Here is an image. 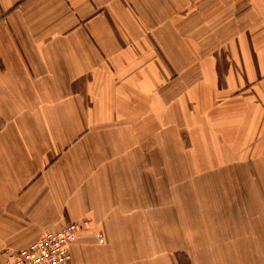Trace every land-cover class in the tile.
Here are the masks:
<instances>
[{"label": "crops", "instance_id": "obj_1", "mask_svg": "<svg viewBox=\"0 0 264 264\" xmlns=\"http://www.w3.org/2000/svg\"><path fill=\"white\" fill-rule=\"evenodd\" d=\"M213 175L263 206L264 0H0V260L77 219L70 264H177Z\"/></svg>", "mask_w": 264, "mask_h": 264}, {"label": "rangeland", "instance_id": "obj_2", "mask_svg": "<svg viewBox=\"0 0 264 264\" xmlns=\"http://www.w3.org/2000/svg\"><path fill=\"white\" fill-rule=\"evenodd\" d=\"M172 160L170 168L172 175L170 173L168 178L165 177L168 168L162 166L163 164L168 166L169 163L161 162L160 171L165 173L160 178L161 201L165 202L170 197V201L175 202L176 215L180 214L182 217L183 203L187 202L185 196H189L183 194V187L187 185L198 187L203 180L199 177V173L193 169L191 171L190 163L185 160L182 151L176 150ZM242 180L244 179H239L240 182ZM204 182H208L207 186L216 187L217 194H191L193 205L201 202V206H208L206 202L208 196L209 206L201 211L196 209L191 210L192 212L185 211L186 215L192 214V218L187 220L197 224L190 226L192 224L187 221L189 225L175 226L169 241L164 238L173 227L167 228L166 234L161 237V250L167 249L168 245L170 250L174 248L177 264H264V204L261 206L258 201L250 202L251 195L249 199V195L245 192L233 194L227 191L223 184H231L230 180L216 178L213 175L205 178ZM167 184L176 187L173 195L165 192L164 187ZM240 189L246 190L243 182L240 183ZM262 197L264 195H257L256 200ZM215 201L219 204L217 209L212 208ZM176 221L183 222L179 219ZM183 249H185L184 253L179 252Z\"/></svg>", "mask_w": 264, "mask_h": 264}, {"label": "built area", "instance_id": "obj_3", "mask_svg": "<svg viewBox=\"0 0 264 264\" xmlns=\"http://www.w3.org/2000/svg\"><path fill=\"white\" fill-rule=\"evenodd\" d=\"M85 226V222L72 219L26 248L4 256L0 264H70L69 248Z\"/></svg>", "mask_w": 264, "mask_h": 264}]
</instances>
